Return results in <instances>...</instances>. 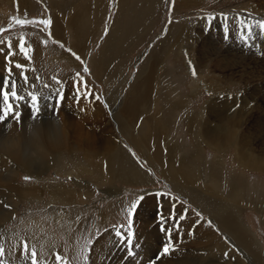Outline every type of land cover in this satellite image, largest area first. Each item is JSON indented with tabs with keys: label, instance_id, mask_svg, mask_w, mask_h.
Masks as SVG:
<instances>
[{
	"label": "rangeland",
	"instance_id": "obj_1",
	"mask_svg": "<svg viewBox=\"0 0 264 264\" xmlns=\"http://www.w3.org/2000/svg\"><path fill=\"white\" fill-rule=\"evenodd\" d=\"M175 1L130 0L127 5L125 1L121 0H92V2L91 0H0V42H3L0 43V109L6 106L2 96L4 78L8 75L6 68H12V78L16 76L15 64L20 58L24 60V69L28 68V71H23L22 74L27 75L28 73L29 80L24 81L25 84L23 83L22 87L20 83L16 84V91L18 94L23 95L25 99L17 101L11 98L10 100L14 108L20 113L19 119L22 117L27 119L28 114L31 113L34 116L29 93L38 94L40 97L39 113L42 112L45 121H48V118L54 113L56 114L58 109H62L63 105L67 103L66 96L71 95V91L73 94L71 103L73 105L75 103V105L79 104L81 94L76 95L77 93L71 88L74 87L73 84L82 83L97 96V102L103 108L102 111L105 114L104 120L114 133L115 140L126 152L125 157L132 158L147 174V178L138 183L124 180L121 176L116 177L115 175V180L110 181L113 184L111 185L112 192L108 188V183H105L108 181L100 179H97V181L94 174L82 173V179L90 178L88 181L91 183L92 195H84L83 199L76 203L56 202V204L50 202L51 196L48 193L54 185L67 183L71 187L80 189L73 178L65 175L62 170L63 168L71 170L72 163L87 159L84 158L83 152L79 150L74 152L64 151L59 161L49 167L40 177L28 170L21 169L18 174L19 186L34 187L40 185L41 187L42 185L43 187L40 200L29 201V199L21 196V204L19 203L17 212L12 219L5 222L7 229L22 239L21 241L24 242L23 248L25 243L27 245L30 243L31 234L38 235L42 233L47 237L49 236L55 244L61 247L62 252L70 260V264H90L89 257L97 240L108 232L112 233L114 230H119L122 231L123 235L113 233L118 237L116 244L113 245L115 250L118 248L125 253L123 261L133 259L134 264H142L144 258L140 254L141 243L136 240L135 232L131 234L128 231L133 230L137 220V212L151 197L155 200V206L151 210L154 212L152 224L158 226L163 243L176 237L179 241L198 238L195 230L196 222L192 220V217L201 219L194 208L196 206H199L196 208L204 216L202 220L208 222V227L212 228L211 230L216 237L221 238L220 240L223 241L227 240L228 237L226 238L225 235L228 236L230 232L226 224L219 222L216 215L212 214L214 211L209 209L207 211L194 202L193 190L199 192L204 198L207 197L206 199L209 201L222 204V207H227L228 211H237L236 216L239 215V221H237L239 224L237 225L240 226L245 223L240 226L241 230L248 231L249 234H255L264 247L262 210L250 203L257 202L259 207L264 208V170L249 167L237 161L235 147L232 144H229L223 150H219L216 143L223 142L221 131H216L218 139L214 138L213 143L209 140L204 141L205 139L198 142L195 139V136L202 134L204 128H207V125H204V120L200 119V115L206 113V107L217 106L214 112L220 113L221 110V114H223L224 112L220 108L222 103L227 100V104L232 106V109L231 107L225 109L226 107L223 104L225 116L228 113V117L233 116L240 123V128L234 131L236 143L241 147H246V149L252 148L258 156L261 152H264V86L258 84V81L248 80L243 71L235 72L238 69L234 66V74L231 72L232 68L229 69L224 66L222 69L219 67L220 65L223 66L225 55L234 58V55H237V49H244L247 52L254 51L253 53L261 52L258 41H264V29H261L258 24L264 23V0H195V2L193 0L188 4L189 7H177ZM82 7L83 13L79 12ZM83 15H85L84 26L83 29H80V32L84 37L79 39V43L77 42L78 38L74 36L72 25L69 23H67V28H65L62 35L54 36L52 33L53 23L48 26L37 22H19L40 21L41 19H50L53 22L54 18L67 17V21L77 26ZM241 20L244 21L243 27L240 24ZM167 35L169 36L167 37ZM243 36H248L249 40L244 41ZM21 40L23 41L21 42ZM21 43L25 46L26 55L25 52L20 50ZM106 43L109 44L112 58L109 61L111 73L107 78H104L98 73L95 62ZM180 43L181 45H179ZM168 44H171L170 47ZM172 45L173 47H171ZM159 48L161 49L160 64H162L164 70L160 74L161 78L158 83L160 89L158 90V97L160 96V98L157 105L156 103L154 105L156 106L154 113L159 115L168 131L162 133L161 128L157 129L159 135H155L157 142L153 143V149L160 145L164 148V141H161V144L159 143V140H162L161 138L168 143L170 142L169 148L172 146L176 148V145H178V151H180L177 156L181 157L183 154L188 156V164L182 165H185V169L194 171L195 168L197 170L202 168V170H199L201 172L200 181L198 180L196 184L202 185L205 189L194 187V185L189 186V189L186 190L172 186V181L160 171L161 167L150 163L142 155L141 150L119 129L117 123L112 119L113 109L118 102H123L134 77L140 71L139 69ZM199 48L202 52L208 51L207 54L213 53V59L217 57L216 63L220 65L214 66L210 62L208 65L204 64L197 68L196 60L194 63L191 62L190 65V62L186 59L187 54L192 52L196 58L197 53H200ZM9 55L11 60L6 62V57ZM77 56L80 57L79 60L76 59ZM251 70L247 69L245 72ZM200 75L205 77L204 81L206 82L196 80ZM163 83H173L180 89L181 94L178 95L176 102L163 97ZM9 91H11L10 87ZM216 96H220L221 99H217ZM41 102L45 103L44 107H41ZM85 102H82L76 109L80 112L78 115L80 117L77 116L78 125L81 124H79V119L81 122L82 114L86 112L87 105L96 103L92 101ZM178 102H180L179 105L175 106ZM246 108L249 110L247 114ZM13 120V116L9 115L7 120L0 122V135L5 132L7 127L11 126V123L13 124ZM189 120L193 124L195 123L193 132L189 130ZM252 123L257 125L253 127ZM136 128L142 129L141 133H145L144 118H141ZM209 131V135H211L213 128H210ZM195 153H198L203 160L194 159L191 155ZM177 156L176 158H178ZM89 161H92V167L97 169L105 162L101 156L90 157ZM66 164L68 166H65ZM105 166L104 163L103 167L105 168ZM214 173L220 175L218 177L219 185L211 184L205 179H209V175ZM108 176L110 177V173ZM26 177L29 179H25ZM230 183H237L238 187L233 192L241 194L228 191ZM210 184L212 187L214 186L213 189L209 187ZM255 186L259 188L254 190ZM116 188L121 189V191L118 190L115 193ZM252 191H256L254 196H251L252 199H249L248 196L247 198L243 197V195H252ZM175 192H180L189 202L186 204L185 200L180 202L179 199L177 201L175 198L169 197L170 195L175 197ZM212 193L214 194L212 195ZM238 195L245 199L244 206L237 204L240 198ZM113 204H115L114 211L110 206ZM133 205H135V208H133ZM173 205H176V208ZM4 207L9 210V204L8 207ZM63 210L67 212L66 217L57 220V215ZM101 214L104 217H101ZM210 219H213L214 223H209ZM248 227L249 229H247ZM130 234V239L125 241L123 236ZM251 241H248L250 247L253 244ZM250 247L246 252L249 251V253L255 254L254 245ZM161 253L162 251L159 250L152 258L145 260L144 264H156L163 258ZM168 255L170 258H174L171 254ZM260 255H262L260 256L261 259L264 256V248ZM0 260L3 259L0 258ZM3 261L8 264L5 259Z\"/></svg>",
	"mask_w": 264,
	"mask_h": 264
},
{
	"label": "bare ground",
	"instance_id": "obj_2",
	"mask_svg": "<svg viewBox=\"0 0 264 264\" xmlns=\"http://www.w3.org/2000/svg\"><path fill=\"white\" fill-rule=\"evenodd\" d=\"M121 1H125L128 5V2L130 0H121ZM191 1L193 0H176L175 4L177 7L188 6V4L191 3ZM100 2H103V1H100ZM82 9L83 7L81 8L79 12L83 13ZM66 18L65 17H60L57 19L54 18L52 22L53 23V26H52L53 35L54 36L62 35L65 28H67L66 27L67 23H69L70 25H72L71 27L74 29L73 30L74 36L78 38L77 42L79 43V39H82L84 37L82 33L80 32V29H83V26H84L83 20L85 18V15L81 17L82 20L78 22L77 26L67 21ZM73 19H76V18H73ZM187 35L189 34L187 33ZM168 36L169 35H167V37ZM22 41L23 40H21V42ZM258 42L261 46L260 53H253L254 51L247 52V50L245 51L244 49H239V50L237 49V55L236 56L234 55V58H232L231 56L226 57L225 55V61H224L223 66L220 65L219 63H216L217 57L213 59L214 58L213 53L207 54L208 51L202 52L201 48H199L200 53L196 50L198 52L196 58L194 57L195 56L194 53L189 52V54H187L186 59H188V61L190 62V65H191V62L194 63L196 60L197 68L201 67V65L203 66L204 64L208 65V63L211 62L212 64H214V66H217L219 64L220 65L219 67L221 68L224 66H227V68L229 69L232 68V71H231L232 74H234L235 72L243 71L244 74L247 76L246 78L248 80L258 81L257 83L262 85L263 87L264 86V47H263L264 41H258ZM179 45H181V43ZM171 47H173V45ZM174 48H175V45H174ZM160 52H161V49L159 48V50L153 53L145 61L144 65L141 66V69H139L140 70L139 73L134 77V80L132 81V85L129 91L126 93V96L124 97L123 102L122 101L118 102L116 107L113 109L112 119L117 123L119 129H121L129 137V139L141 150L142 155H144L145 158H147L150 163H153L155 166L161 167L160 171L172 181L173 183L172 186L186 190V189H189V186L194 185V187H201L202 189H205L202 187V185L196 184L198 180L200 181L201 172L199 170H202V168L198 170L195 168L196 170L194 169V171H190V169H185L184 168L185 165L184 166L182 165L188 164L187 162L188 156L185 154L181 155V157L177 156L180 151V150L178 151L179 149L178 145H176V148L173 146L169 148L170 142L168 143L166 140H163V138L160 137L162 140H159V143L161 144V141H164L165 143L164 148L160 147L161 146L160 145L153 149V143L157 142V137L155 135H159L157 132V129L161 128L162 133H164V131L166 130L168 131L167 126L165 125V123H162V120H160L159 115L154 113L155 108H156V106L154 105L155 103L157 105V102L159 101V98H160V96L158 97L159 95L158 90H160L158 88V83L161 78L160 74L164 70V67L162 66V64H160L161 62ZM111 58H112V52L110 51L109 44L107 45L106 43V45L103 46L99 54V57L95 62L96 66L98 67L97 68L98 73L104 78H107L109 74L111 73L110 68H109V65H110L109 61ZM17 62H19L20 64H23L24 60L20 58V60H17ZM23 65L25 66V63ZM233 66L236 67L238 71L234 72ZM26 68L25 69L16 68V70H14L16 73V76H14L12 79L16 81V84L20 83L21 87L25 81L23 79L24 74L22 73L23 71H28V68L27 70ZM247 69H250V70L252 69V70L250 72H245ZM240 74L242 75L243 73H240ZM17 75H19V77H17ZM196 80L206 82L204 81L205 77L201 75L198 76V79ZM163 85H164V96L163 97L165 99H170L173 102H176L178 95L181 94L180 89H178L173 83H169V84L163 83L162 86ZM198 85L200 84L198 83ZM73 86L74 87H72L71 89H73V91L77 93L76 95L81 94L79 104L75 105L76 104L75 103L73 105L71 103L73 99L71 97L73 96L72 91H71L70 92L71 95L66 96L67 103L64 101L66 104L63 105V108L60 110L58 109V112L56 114L54 113V115L48 118V121H45V117L41 114L42 112L39 113L37 118L35 119H33L32 113L28 114L29 117L27 119L22 117L23 116L22 115L21 116L22 118H20L19 121L14 119L12 121L13 124L11 123V126L7 127L5 132L2 135H0V193H1L0 195V207H1L0 208V247L4 249V252L0 254V258L3 260L5 259L8 264H11V263L12 264H31L32 258L30 254L33 249L37 253L36 264H70V260H68V258L62 252L61 247L55 244V242L49 236L47 237L45 234H42V233L38 235L36 234L30 235V238H29L30 243L28 244V249H27V254H26L23 248L24 242L21 241L22 239H20L14 233L9 231L7 227L5 226V222L9 219H12L13 215L17 212L18 206L21 200L20 199L21 196L22 198L29 199V201L40 200L42 197L41 196L43 193L42 185L41 187L40 185H37L34 187L19 186L18 174L21 169L28 170L30 173L40 177L42 176L44 172H46V170L49 167H51L52 165H54L55 163L59 161L64 151L74 152V151L79 150L83 152L84 158H87V159L80 160V161L78 160L77 162L72 163L73 167L71 170H67L65 168H63L62 170V172L65 175H68L73 178L75 184H77V186L80 189L71 187L70 184H67V183L54 185V187H51L50 191L48 192L50 193V196H51V201H50L51 203L63 202L66 204H72V203L81 201L84 195L85 196L90 195L93 192L91 188V183L88 181V179L90 180V178L82 179L81 178L82 173L90 174V175L94 174L96 180L100 179V180L108 181L105 183L106 184L108 183L107 185L109 189H111L112 187L111 185H113L110 181L112 179L115 180V177H114L115 175L116 177L121 176L122 179L124 180L130 181V182H137V183L147 178L146 172L142 170V168H140V166L137 165L132 158L130 159L129 157H125L126 152L123 150V148L120 147L118 142L115 140L114 133H112L111 129L107 126L104 120L105 114L102 111L103 108L97 102V96L95 95V93L93 91H90L91 89L89 90L87 86L79 82L77 83V85L73 84ZM25 92L29 93L28 91H25ZM157 97H158V100H157ZM216 98L221 99L220 96H216ZM84 101L86 102L92 101L96 103H93L92 105H87L86 112H83L82 114L83 117H82L81 122L79 119V124L80 123L81 124L78 125L77 116L80 114V112H78L76 109H77V106L81 105L82 102ZM179 103L180 102L175 104V106L179 105ZM227 103L228 102L226 100L221 105L220 109H222V111L224 112L223 114H221V110H220V113L214 112V110L217 109V106L212 105V106L206 107V113L201 114L200 119L202 118V120H204V125H207V128H204L203 133H202L204 134L203 136L202 134H198L197 136H195V139L198 142L205 139L204 141L209 140L211 143H213L214 138L218 139V137L216 136V131L217 130L219 132L221 131L223 133V138H221L223 142L216 143L219 150H223L229 144H232L235 147L237 161L249 167H255L256 169L264 170V152H261L260 156H258L252 148L249 147L246 149V147L244 146L241 147V145L236 143L234 131L240 128V123H239V120H237V118L235 119V117L233 116L228 117L227 116L228 113L225 116L223 104L226 107L225 109H228L230 107L232 109V106L228 105ZM44 105L45 103L41 102V107H44ZM248 111L249 110L246 108V114ZM79 117L80 116H78V118ZM141 118H144V125L146 126L145 133L144 132L141 133L142 129L136 128ZM194 124L192 123L191 120L188 121V125L190 128L189 130H191L192 132H193ZM256 125L257 124L252 123L253 127ZM210 128H213V131L211 134L212 136L209 135ZM247 138L249 137L247 136ZM95 156L103 157L105 161L104 163L106 164L105 168L103 167V164H104L103 162H102L103 163L102 166L100 165L99 169H97L96 167L94 168L92 167V161H89V158L95 157ZM176 156L178 158H176ZM191 156H193L194 159L203 160V158H201L198 155V153H195ZM65 166H68V165L66 164ZM109 173H110V177L108 176ZM219 176H218V173L216 174L214 173L212 175H209V179L207 178L205 179L208 180L211 184L219 185V182H218ZM211 184L209 185V187L213 189L214 186L212 187ZM236 187H238L237 183L236 184L230 183L228 186V191L233 192L236 189ZM258 188H259L258 186H255L254 190ZM118 190L121 191V189L116 188L115 193H117ZM111 191L113 192V189H111ZM193 192H194V202H196V204L202 206L207 211L208 209L214 211L213 213L212 212L211 213L216 215L219 222L221 224H226L228 228L227 227L225 228L229 229L230 234L226 236L225 233L224 232L223 233L226 238L228 237L227 238L228 241L227 240L223 241V240H220L221 238L218 239V237H216L215 233L211 230L212 228L208 227L209 225L208 222L202 220V217L204 216L202 213L199 212V209L196 208L199 206H196L194 208L196 212L201 216V219L192 217V220L196 222L195 230H196L198 238L196 237V239L194 240L193 239L188 240L185 238L186 239L185 241H179L178 238L176 237L177 239L175 238L172 240H167L163 243L162 235L160 234V231H158V226L152 224L154 221V212H152L151 210L155 206V200L154 198L151 197V198H148L144 206L141 207L140 210L137 212V220H136L133 230L128 231L131 234L135 232L136 238H137L136 240H138V242L141 243L140 254L141 256L143 255V258H144L142 264H144L145 260L152 258V256H154L155 253H157L159 250L162 251L164 245L167 243H174V248L169 253L174 258H170L168 254L163 255V258L156 264H264V256L261 257L260 259V256H262L260 255V253L262 249L264 248L263 245L260 243L259 239L255 236V234H252V233L249 234L247 230H246L247 232L241 230L240 226L242 224L240 226L237 225L239 224V222L237 223V221H239V215L236 216L237 211H228L227 207H222V204L209 201L208 199H206L207 197L204 198L203 195H201L199 192H196L194 190ZM254 192L252 191L251 193L252 195H245V196L243 195V197L247 198L248 196L250 197L249 199H252L251 196H254L255 194ZM237 193L241 194L239 192ZM237 193H234V194H237ZM213 194L214 193H212V195ZM239 197H240L238 199L239 202L237 201V204L239 203L240 205L241 204L243 205V202L245 199H243V197L241 196ZM250 203H253L254 205H256L257 208L262 210L261 213H262L263 220H264V214H263L264 208L262 206L259 207L257 205V202H250ZM8 204H9V210L4 207V206L8 207ZM110 206H111V209L114 211L115 204L110 205ZM175 206L176 205H173L174 208H176ZM109 214H111V212H109ZM66 215H67L66 210H63L61 213L57 215L56 219L58 218L57 220H62L66 217ZM100 216L104 217L102 214ZM210 221L214 223L213 219L212 220L210 219ZM230 224H233V225H230ZM222 226H225V225H222ZM247 229H249V227ZM115 232L122 233V231L114 230V232L113 231L112 233L108 232L104 236H102L99 240H97V243L94 245V248L92 249L90 257H89L90 264H134L133 259H128V260L123 261L125 258L124 257L125 253L121 252V250L118 248L117 250H115L113 245H115L116 241L118 240V237L113 234ZM241 235L243 236L242 238H241ZM248 236L249 238H247ZM248 241L249 242L251 241L253 243L252 244L254 245L253 248H255L256 250L255 254L249 253V251L248 253L246 252V250H248V247H250L248 246ZM36 244H38L39 247H37L38 245L35 246ZM57 256L60 257L59 260L56 259Z\"/></svg>",
	"mask_w": 264,
	"mask_h": 264
},
{
	"label": "snow or ice",
	"instance_id": "obj_3",
	"mask_svg": "<svg viewBox=\"0 0 264 264\" xmlns=\"http://www.w3.org/2000/svg\"><path fill=\"white\" fill-rule=\"evenodd\" d=\"M20 23H32V22H37L40 23L42 25H51V20L50 19H41L40 21H19ZM241 26H244V21L241 20L240 21ZM258 26L261 29H264V23H259ZM227 27V26H226ZM250 28V25H249ZM226 39L228 38L227 36L225 37ZM244 39V41H248L249 37L248 36H243L242 37ZM3 43V42H0ZM11 46L9 45V48ZM20 50L21 52H25V46L23 43L20 44ZM26 55V52H25ZM77 60L80 59V57H76ZM11 60V56H7L6 57V62ZM15 67L18 69H24V65L20 64V63H16ZM6 71L8 73L7 76H5L4 78V89L2 90V96H3V101L4 104L6 105L5 107H3L2 109H0V122H3L5 120L8 119L9 115H12L13 118L17 121H19V116L20 113L14 108L13 104L10 102L11 98H14L17 101H23L25 99V97L23 95L18 94V92L16 91V81L12 79V68L8 67L6 68ZM85 71H87V69H85ZM23 79L27 82L28 80V76L25 74ZM9 87L11 88V91H9ZM31 97V106L34 112V116L33 119L37 118L39 112H40V107H39V99L40 97L38 96V94L36 93H29L28 94ZM25 179H29V178H25ZM133 208H135V205H133ZM209 223H211V221H209ZM117 235H123L120 232H117ZM123 238L125 239V241H127L128 239H130V235L127 236H123ZM174 248V243H167L164 245L163 249H162V253L161 255H167L170 253V251H172ZM27 249H28V245L25 243L24 245V250L25 253L27 254ZM4 252V249L2 247H0V254H2ZM31 264H36V257H37V253L36 251L33 249L31 251ZM57 260L60 259L59 256L56 257ZM0 264H5V262L3 260H0Z\"/></svg>",
	"mask_w": 264,
	"mask_h": 264
}]
</instances>
